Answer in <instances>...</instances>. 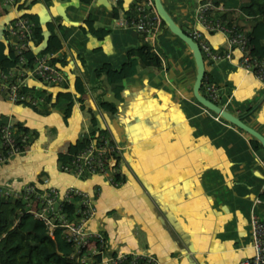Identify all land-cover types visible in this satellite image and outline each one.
<instances>
[{
	"label": "crops",
	"instance_id": "obj_1",
	"mask_svg": "<svg viewBox=\"0 0 264 264\" xmlns=\"http://www.w3.org/2000/svg\"><path fill=\"white\" fill-rule=\"evenodd\" d=\"M133 1L20 0V7L0 10V25L14 14L35 13L42 37L32 49L63 59L65 75L59 84L25 78L27 87L48 96L35 109L0 95V117L26 128L22 150L0 162V184L41 185L47 177L59 188L72 183L86 191L95 208L86 226L102 234L101 256L143 251L154 264H239L252 253L250 212L264 218V150L248 132L215 118L194 98L191 52L164 24L153 47L160 64L137 66L123 79L119 99L102 89L95 68L104 61L117 66L140 43L133 28L113 23ZM161 2L183 30L193 24L197 0ZM87 14L94 27L108 32L96 37L81 29ZM40 18L51 22L52 30ZM238 22L247 29L251 17L240 16ZM205 38L216 51L226 48L223 32ZM238 56L233 49L228 60L204 59V74L218 86L215 103L264 135V82L244 71ZM75 77L83 86L80 94L73 89ZM64 90L72 98L66 118ZM100 97L115 103L113 113L98 107ZM91 112L98 129L107 130L119 145L114 185L100 174L62 171L56 159L87 132Z\"/></svg>",
	"mask_w": 264,
	"mask_h": 264
},
{
	"label": "built area",
	"instance_id": "obj_2",
	"mask_svg": "<svg viewBox=\"0 0 264 264\" xmlns=\"http://www.w3.org/2000/svg\"><path fill=\"white\" fill-rule=\"evenodd\" d=\"M14 0H0V10L14 7ZM227 11V18H221L219 12ZM240 16H245L235 7L225 8L220 2L214 4L212 0H197L193 10V24L186 33L196 42L203 61L217 62L231 58L232 50L239 53L237 62L244 70L252 72L256 78L264 82V60H259L249 53L246 28L238 22ZM117 26L131 27L139 34L142 41L154 47L155 36L162 25L153 0H136L132 11L119 14L113 18ZM34 21L23 13L10 16L3 23L4 40L10 46L16 61L8 68L0 67V95L11 102H24L33 105L42 100V96H32L24 91L25 78L32 76L45 84H59L65 80L61 67L51 61L54 52H34L30 58L24 56V51L32 49V33ZM212 31L223 32L226 36V48L216 51L205 38V34ZM33 50V49H32ZM200 83L202 94L211 101L218 97V86L203 74ZM214 117L219 115L214 113ZM100 129L89 136L87 142L75 149L65 162L59 163L62 171L75 176L83 174H100L108 183H117L113 176L114 167L119 159V145L108 133ZM25 134L16 137L13 122H0V162L19 153L23 148ZM40 184L27 181L20 186L0 184V197L23 199L26 210L41 219L49 233L55 227H60L63 236L73 247L71 257L80 262L92 264L94 254L99 255L93 264H154L155 260L143 251H122L108 256H101L102 234L97 230L87 228L86 224L95 212L90 203L88 193L72 183L62 188L48 182L42 177ZM77 199L74 210L75 217L68 218L62 209L64 202ZM250 247L252 253L243 258L239 264H264V218L255 210L249 214ZM87 247H90L87 249Z\"/></svg>",
	"mask_w": 264,
	"mask_h": 264
},
{
	"label": "trees",
	"instance_id": "obj_3",
	"mask_svg": "<svg viewBox=\"0 0 264 264\" xmlns=\"http://www.w3.org/2000/svg\"><path fill=\"white\" fill-rule=\"evenodd\" d=\"M44 1L46 2L48 0ZM135 1L136 0H134L132 6L125 11V14L132 11ZM212 2L214 4L220 2L225 8L235 7L239 9L243 15L251 17L250 25L246 30L249 53L259 60H264V0H212ZM14 4L17 7L21 6L20 0H14ZM23 14L34 21L35 26L32 33V43L37 44L42 37L37 15L28 12ZM226 14L227 11L219 12L221 18H227ZM113 15H116L115 11ZM161 23L164 24L162 20ZM84 24L85 27H81V29L96 37H102L108 32V28L94 27L89 14L84 18ZM45 26L49 30H52L51 22H45ZM44 51L45 50H41L40 52ZM33 55L34 52L30 48L24 51V56L26 58H30ZM15 61L16 56L10 46L5 42L3 35L2 39H0V67L6 69L15 63ZM51 61L59 67L60 64L63 63V59L56 57L51 58ZM159 64L160 58L156 52L148 43L140 40V43L135 46L133 50L127 52L125 58L117 66H112L110 62L104 61L95 68L94 72L95 76L100 79L102 89H108L115 99H119L120 90L123 87V79L135 73L137 66L143 67ZM207 78L210 79L208 76ZM22 89L29 92L32 96H42L43 98L38 104L41 102L44 103L48 98L43 91L34 92L32 87L24 86ZM73 89L79 94L82 93L83 86L80 78H74ZM61 97L67 100L62 109L63 118H66L70 113L72 105L70 91L64 90L61 93ZM18 103L29 105L34 109L38 105L24 102ZM98 107L111 114L115 110V103L112 100H106L100 97L98 98ZM6 120L5 116L0 117V122ZM13 127L16 137L22 136L26 131V128L21 126L18 122L13 123ZM97 129L96 117L91 112L87 132L81 134L75 144H70L67 152L57 153V161H59V163L67 161L70 154L78 147L84 145L89 136L94 134ZM253 142L254 145L263 149L260 142L254 137ZM260 195L264 198V188ZM75 199L76 198L71 202H64L62 204V209L66 212L68 218L75 217ZM25 210L26 205L23 199L0 197V264H86L88 259L86 262H80L78 259L70 256L73 252V247L65 240L60 227L53 228L51 233H49L46 225L41 219ZM98 259L99 255L94 254L93 262L91 263L93 264L98 261ZM120 264L129 263L123 262Z\"/></svg>",
	"mask_w": 264,
	"mask_h": 264
},
{
	"label": "water",
	"instance_id": "obj_4",
	"mask_svg": "<svg viewBox=\"0 0 264 264\" xmlns=\"http://www.w3.org/2000/svg\"><path fill=\"white\" fill-rule=\"evenodd\" d=\"M155 10L159 15L160 19L164 22L165 26L178 38H180L189 48L191 52V56L195 65V73L191 86L192 94L194 98L200 102L203 106L208 108L209 110L217 113L222 118L228 120L239 128L248 132L251 136H253L256 140H258L264 150V135L260 133L255 128L251 127L247 123L243 122V120L236 114L229 112L228 110L222 108L214 101H211L206 96H204L200 91V83L202 76L204 74V62L202 55L199 51V48L196 42L183 30L170 16L167 10L164 8L161 0H153ZM61 13V12H60ZM45 18H40L41 22H45ZM2 31H3V23L0 25V39H2ZM34 52L41 51L40 47L38 49H33Z\"/></svg>",
	"mask_w": 264,
	"mask_h": 264
},
{
	"label": "rangeland",
	"instance_id": "obj_5",
	"mask_svg": "<svg viewBox=\"0 0 264 264\" xmlns=\"http://www.w3.org/2000/svg\"><path fill=\"white\" fill-rule=\"evenodd\" d=\"M165 25V24H164Z\"/></svg>",
	"mask_w": 264,
	"mask_h": 264
}]
</instances>
